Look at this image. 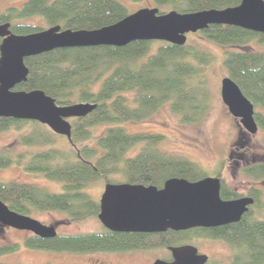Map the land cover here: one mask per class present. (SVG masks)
Wrapping results in <instances>:
<instances>
[{
	"label": "trees",
	"instance_id": "1",
	"mask_svg": "<svg viewBox=\"0 0 264 264\" xmlns=\"http://www.w3.org/2000/svg\"><path fill=\"white\" fill-rule=\"evenodd\" d=\"M14 1L22 3L9 5L0 17L11 23L16 34L42 29L25 21L29 18H41L47 27L92 30L129 14L118 0ZM154 2L159 12H164L163 6L178 12H194L234 6L240 0ZM197 33L221 46H242L251 40L264 43V33L233 25L210 24ZM212 59L210 53L197 46L161 40H134L122 46L55 48L26 57L27 78L13 90L40 89L59 105L91 102L95 108L83 117L70 118L67 149L54 146L56 139L65 136L55 134L38 121L0 117V131L32 125L27 133L20 131V145L45 147L21 153L10 147L0 148V168L20 165L26 171L60 182L62 188L61 192H49L31 183L0 181V200L23 214L30 215L33 210L58 211L67 216V222L81 221L97 218L99 200L86 190L98 181L160 187L170 177L188 180L202 177L206 172L196 162L159 149L158 145L165 140L163 134L130 133L121 124L143 121L164 105L181 122L204 119L211 101L205 70ZM223 66L227 76L253 103L258 129L264 132V51H226ZM100 124H107L104 131L93 135L92 128ZM45 126L47 130L43 129ZM135 146L136 152L127 155ZM243 170L254 179L264 178V159ZM200 236L230 245L235 255L228 264H264V219L249 213L237 222L210 230L192 228L147 234L117 232L102 225L99 231L57 233L49 238L31 233L24 237V244L33 249L82 254L177 246ZM17 247L12 241L0 243V255L14 252ZM0 264L9 263L0 261Z\"/></svg>",
	"mask_w": 264,
	"mask_h": 264
},
{
	"label": "water",
	"instance_id": "2",
	"mask_svg": "<svg viewBox=\"0 0 264 264\" xmlns=\"http://www.w3.org/2000/svg\"><path fill=\"white\" fill-rule=\"evenodd\" d=\"M210 24H226L264 33V0H240L237 5L194 12L144 7L119 21L97 29H61L60 25L28 33L14 34L8 23L0 25V117L34 120L52 132L70 139V118L83 117L95 108L91 102L59 105L43 90H13L26 80L29 69L24 59L55 48L113 45L134 40H161L177 45L186 43L187 34ZM6 29V30H5ZM220 97L241 127L253 135L258 130L254 105L229 76L220 81ZM219 179L204 177L196 181L167 178L161 188L127 182L105 183L99 198L100 223L117 232H160L168 228L217 226L240 220L250 198L222 201ZM0 225L49 238L57 234L56 225L45 224L30 215L12 210L0 200ZM172 260L156 259L151 264H204L207 255L190 244L169 246Z\"/></svg>",
	"mask_w": 264,
	"mask_h": 264
},
{
	"label": "rangeland",
	"instance_id": "3",
	"mask_svg": "<svg viewBox=\"0 0 264 264\" xmlns=\"http://www.w3.org/2000/svg\"><path fill=\"white\" fill-rule=\"evenodd\" d=\"M132 13L144 7H157L154 0H118ZM22 1L0 0V10L9 5H21ZM163 6L162 11L170 9ZM28 23L39 25L42 29L47 27L41 18H29ZM41 30V29H40ZM186 43L197 46L213 56L205 72L210 89V105L204 119L195 123H184L164 105L149 118L140 122H125L121 125L127 132L161 133L165 140L158 147L168 154L186 157L196 162L201 169L209 172L215 166L224 163L222 174L226 184L238 192H246L251 187L259 190L258 206L254 209V217L264 219V178L254 179L243 172V168L257 160L264 159V132L260 129L253 135L248 134L227 110L220 97V81L227 76L223 66L226 51L249 50L264 51V43L255 40L248 41L242 46L218 45L200 33H188ZM70 121V119H69ZM41 124V123H40ZM17 130L15 127L0 131V148L10 147L17 152L37 151L45 147H27L19 144L20 131L32 129L31 124H25ZM107 124H100L92 128L93 135H100ZM47 130V127L43 128ZM29 132L28 134H30ZM67 138L56 139L54 146L67 149ZM91 143V140L87 141ZM26 148V150H25ZM135 149L129 150L127 155H133ZM0 181H17L31 183L44 188L49 192H61V183L50 180L40 173L29 172L20 165L0 168ZM104 184L98 181L86 190L94 199H98L103 191ZM31 217L45 224H55L59 234L76 232L99 231L102 224L96 217H89L81 221L67 222V216L58 211H35ZM31 232L17 230L12 227L0 225V243L15 242L18 247L14 252L0 255V261L9 264H150L155 258H166V248L148 250H133L124 252H96V253H69L40 250L26 247L24 237ZM198 248V251L208 255V261L213 264H228L234 257L233 248L224 241H211L193 238L189 241Z\"/></svg>",
	"mask_w": 264,
	"mask_h": 264
},
{
	"label": "flooded vegetation",
	"instance_id": "4",
	"mask_svg": "<svg viewBox=\"0 0 264 264\" xmlns=\"http://www.w3.org/2000/svg\"><path fill=\"white\" fill-rule=\"evenodd\" d=\"M6 7H8V6H5V8ZM4 8V9H5ZM3 9V10H4ZM3 10H0V15H1V12L3 11ZM5 23H8L9 25H8V27H7V30L10 32V33H14V34H16L15 32H13L12 31V28H11V23L9 22V21H3V20H1V17H0V25H2V24H5ZM6 30V29H5ZM3 36H1L0 35V43L2 42V40H3ZM13 89H15V88H13ZM228 110V109H227ZM238 120V119H237ZM223 165H224V163H222V164H220V166H215V168H213V169H211L209 172H206L202 177H200V178H197V179H195V180H190V181H196V180H199V179H201V178H204V177H212V178H217V179H219V184H220V188H219V197H220V199L222 200V201H231V200H234V199H238V198H242V197H245V198H250V199H252V201L250 202V203H248L247 204V209H246V211L242 214V216L243 215H245V214H251L253 217L255 216L254 215V209H255V207L256 206H258V201H257V198H258V193H259V190L256 188V187H251V188H249L246 192H238V191H236L235 189H233V188H231V187H229L227 184H226V182L224 181V176H223V174H222V168H223ZM250 165H253V164H250ZM249 165V166H250ZM219 168H221V169H219ZM245 168V167H244ZM243 168V169H244ZM242 169V170H243ZM243 172H244V170H243ZM245 173V172H244ZM246 175H248L247 173H245ZM248 176H250V175H248ZM250 177H252V176H250ZM253 178V177H252ZM162 186H163V184H162ZM162 186H160V187H157V188H161ZM100 198V197H99ZM241 216V217H242ZM241 219V218H240ZM239 221V220H238ZM237 222V221H236ZM230 223H233V222H230ZM230 223H226V224H230ZM226 224H222V225H226ZM55 225V224H54ZM217 226H221V225H217ZM217 226H208V227H192V228H202V229H205V230H210V229H212V228H215V227H217ZM192 228H189V229H192ZM167 230H173V229H170V228H168V229H166V230H164V231H160V232H165V231H167ZM184 230H187V229H184ZM173 231H181V230H173ZM143 233H147V234H149V233H153V232H143ZM155 233V232H154ZM197 239H202V240H211V241H220L221 242V240L220 239H214V238H211V237H208V236H204V237H202V236H200V237H198ZM184 244H190V245H193V244H191V243H188V242H186V243H182V244H180V245H184ZM194 246V245H193ZM168 247H169V245H167V246H165V247H157V248H159V249H161V248H166L167 250H168V255H167V257L165 258L164 257V259L163 258H155L154 260H156V259H163V260H166V261H171L172 260V255H171V252H170V250L168 249ZM196 247V246H195ZM197 248V247H196ZM232 248V247H231ZM150 249H156V247L155 248H150ZM146 250H148V249H146ZM197 250H198V248H197ZM198 253H200V254H204V253H202V252H200V251H198ZM205 255H207V254H205ZM153 260V261H154ZM152 261V262H153ZM151 262V263H152ZM150 263V264H151ZM209 263V261H208V255H207V261L204 263V264H208Z\"/></svg>",
	"mask_w": 264,
	"mask_h": 264
}]
</instances>
